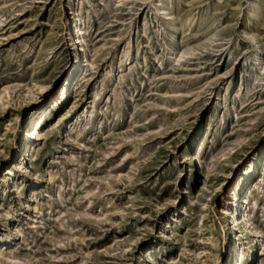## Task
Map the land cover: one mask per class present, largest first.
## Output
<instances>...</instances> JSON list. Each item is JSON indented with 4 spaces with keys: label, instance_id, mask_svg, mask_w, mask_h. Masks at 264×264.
<instances>
[{
    "label": "rangeland",
    "instance_id": "rangeland-1",
    "mask_svg": "<svg viewBox=\"0 0 264 264\" xmlns=\"http://www.w3.org/2000/svg\"><path fill=\"white\" fill-rule=\"evenodd\" d=\"M253 1L0 0V264H264Z\"/></svg>",
    "mask_w": 264,
    "mask_h": 264
},
{
    "label": "bare ground",
    "instance_id": "bare-ground-1",
    "mask_svg": "<svg viewBox=\"0 0 264 264\" xmlns=\"http://www.w3.org/2000/svg\"><path fill=\"white\" fill-rule=\"evenodd\" d=\"M259 8H260V0H254L253 2H252V9L254 10V12H255V14L253 15L254 17H257V12L259 11ZM161 12H162V14L165 16V17H169L170 15L166 12V10L165 9H162L161 10ZM78 26H76V28H77ZM79 31V30H78ZM80 32V31H79ZM248 35H249V38L251 39V40H253L254 42H256V44L258 45V43H259V40H258V38H257V36H256V34L255 33H247ZM259 49V48H258ZM255 60L261 65H264V62H262L261 63V57H260V55L259 54H256V58H255ZM264 69V68H263ZM28 136L30 137V132L28 133ZM9 171V170H8ZM247 203H249L248 201H246ZM246 209H247V207H245V205H244V208H243V211H242V213H241V216H240V219H242V222H241V224H245V214H246ZM223 213H229L226 209H224L223 210ZM236 213H237V211H236ZM236 215V214H235ZM235 215H234V217H235ZM236 217H237V215H236ZM234 221L235 222H237V221H239V219H237V218H235L234 219ZM233 221V222H234ZM237 264H240V263H237Z\"/></svg>",
    "mask_w": 264,
    "mask_h": 264
}]
</instances>
